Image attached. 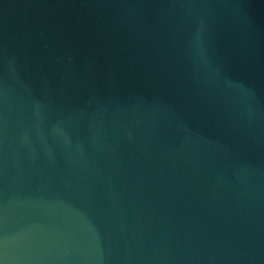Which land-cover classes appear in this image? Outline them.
<instances>
[{
  "label": "water",
  "instance_id": "water-1",
  "mask_svg": "<svg viewBox=\"0 0 264 264\" xmlns=\"http://www.w3.org/2000/svg\"><path fill=\"white\" fill-rule=\"evenodd\" d=\"M0 264H264V0H0Z\"/></svg>",
  "mask_w": 264,
  "mask_h": 264
}]
</instances>
